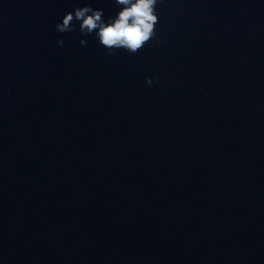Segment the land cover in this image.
Returning a JSON list of instances; mask_svg holds the SVG:
<instances>
[{
    "label": "water",
    "instance_id": "1",
    "mask_svg": "<svg viewBox=\"0 0 264 264\" xmlns=\"http://www.w3.org/2000/svg\"><path fill=\"white\" fill-rule=\"evenodd\" d=\"M84 6L0 0V264H264V0H159L135 54Z\"/></svg>",
    "mask_w": 264,
    "mask_h": 264
},
{
    "label": "clouds",
    "instance_id": "2",
    "mask_svg": "<svg viewBox=\"0 0 264 264\" xmlns=\"http://www.w3.org/2000/svg\"><path fill=\"white\" fill-rule=\"evenodd\" d=\"M114 2L120 7V11L107 22L104 20L102 9L84 6L66 13L62 22L56 25V30L60 33L71 32L74 30L75 22L78 21L80 33L85 37L94 33L109 54L121 49L135 54L156 37L155 26L159 23L156 6L159 0H114ZM86 43V39L80 40L81 45ZM57 45L63 47V40H58ZM146 83L151 86L153 79H147Z\"/></svg>",
    "mask_w": 264,
    "mask_h": 264
}]
</instances>
